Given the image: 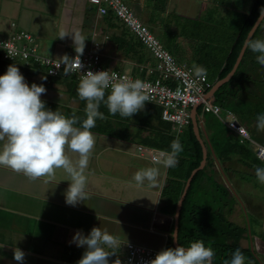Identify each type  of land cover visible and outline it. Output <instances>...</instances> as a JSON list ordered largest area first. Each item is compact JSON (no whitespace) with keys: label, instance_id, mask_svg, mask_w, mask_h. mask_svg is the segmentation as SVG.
Wrapping results in <instances>:
<instances>
[{"label":"crops","instance_id":"1","mask_svg":"<svg viewBox=\"0 0 264 264\" xmlns=\"http://www.w3.org/2000/svg\"><path fill=\"white\" fill-rule=\"evenodd\" d=\"M124 1L178 62L190 65L189 62L195 59L196 64L209 70L213 80H208L212 85L219 80L218 76L225 66L237 28L249 13L253 2L249 0L247 5L248 0H239V3H244L239 8H236L239 5L237 2V6L232 5L233 0L226 7L222 0L214 2L217 5L215 9L225 12L224 15L230 11L238 15L236 19L242 18L236 29L231 25L216 27L224 32L227 27L230 36L223 41L212 42L215 52H218V48L221 52L214 58L215 55L210 56V51H207L210 39L201 43L197 50L199 38L185 28V21L196 19L204 26L210 25L209 18L212 16L209 5L213 4L212 0ZM217 16L221 18L218 14ZM178 20L182 23L177 24ZM12 22L15 23V29L29 32L39 50L48 56L57 59L62 54L73 56L70 35L66 34L62 39L56 35L61 28L79 29L86 36L83 51L92 42L99 44L102 66L140 78H152L156 75L147 73V68L156 63L150 52L111 12L104 16L97 15L96 7L88 0H0V37L10 33ZM257 38L264 39L262 28ZM245 52L237 67L238 75L226 92L234 94L227 98L233 110L222 108L217 103V92L208 98L213 99L223 110L232 111L250 136L264 145V130L258 131L255 126L256 113L264 111V68L255 63V56L249 51ZM41 75L43 74L37 72L36 75L25 77V80L29 84L43 83L46 90L40 95L45 103L55 105L65 115L74 113L83 118L81 99L76 96V92L70 95L73 88L69 83H78L59 79L53 82L50 79L52 77L45 75V79L41 80ZM105 110V118H97L95 126L90 130L94 134V145L86 168V192L89 196L81 199L75 206L64 201L69 177L62 168L54 169L51 175L31 179L0 168V245H3L0 246V264H18L12 259V249L17 246L25 253L22 264H75L83 247L70 243V238L75 230L81 229L87 234L94 225L106 226L119 234L116 236L115 252L107 257L110 264L115 259H119L121 264H127L125 244L128 242L155 250L174 247L170 233L174 231L177 200L189 177L182 178L186 167L179 169L177 164L175 168L164 169L157 165L159 175L155 184L150 185L145 181L136 185L131 179L133 173L140 168L153 166L148 155L139 152L136 147L141 145L164 150L158 145L147 144L159 143L160 132L155 128L150 130L131 125L127 117L108 114L106 107ZM192 113L191 111L190 115ZM195 116L206 159L204 167L199 170L201 173L194 181L193 178L199 171L193 176L186 195L189 190L191 196L205 191L216 194L222 189L224 195L218 197L216 194L215 201H211L214 206L208 202L202 206L210 207L213 209L212 213L219 216L217 228L222 229L226 225L231 229L236 228L233 234L240 233L239 247L249 251L254 263L264 264V184L256 180L254 173V168L264 165V161L255 158L249 145L240 144L237 136L228 131L214 114L203 112L198 105ZM170 125L176 136V131ZM187 126L182 127L179 135H185ZM222 132L244 146L245 150L237 148L233 152L224 153L226 147L223 136L221 137ZM68 155L73 161L77 158L74 152L69 151ZM181 185L182 191L176 199ZM192 205L197 209L196 201ZM181 207L178 214L177 244ZM21 234L22 238H18Z\"/></svg>","mask_w":264,"mask_h":264},{"label":"clouds","instance_id":"2","mask_svg":"<svg viewBox=\"0 0 264 264\" xmlns=\"http://www.w3.org/2000/svg\"><path fill=\"white\" fill-rule=\"evenodd\" d=\"M262 22L264 9L260 10L259 20L251 30L258 25L264 30ZM66 34L71 37L75 57L62 54L55 65L59 67L62 62L63 72L69 74L80 67L79 55L83 51L86 36L79 29L61 28L56 37L62 39ZM244 47L256 57L255 63L264 68V39L245 40ZM191 70L197 77L206 71L198 64H193ZM40 79L45 77L41 75ZM45 90L43 83L29 84L16 63H9L5 71L0 73V168L30 179L51 175L54 169L62 168L69 177L64 201L75 206L89 196L86 192V168L94 145V134L90 130L97 118H105V113L99 110L100 105L107 108L108 114L131 118L133 113L143 109L149 97L145 92V84L139 78H117L116 73H110L108 69L85 70L76 87L78 98L85 101V115L80 118L74 113L65 115L56 108L46 107L40 95ZM255 126L258 131L264 130V111L256 113ZM179 132L178 126L169 148L153 157V166L140 168L133 173L131 179L136 185L145 181L150 185L155 184L159 175L157 165L164 169L177 166L178 154L182 151ZM69 151L77 154L75 161L69 157ZM254 173L256 180L264 184V165L256 166ZM117 235L101 225L92 226L87 234L81 229L75 230L69 242L83 247L75 264H110L107 257L115 252ZM170 235L173 240L177 239L175 231ZM18 238H22V234ZM24 258V250L13 247L12 259L22 264ZM246 259L237 247L222 264H245ZM111 264H121V261L115 259ZM144 264H215V253L203 243L189 241L186 245L162 247Z\"/></svg>","mask_w":264,"mask_h":264},{"label":"built area","instance_id":"3","mask_svg":"<svg viewBox=\"0 0 264 264\" xmlns=\"http://www.w3.org/2000/svg\"><path fill=\"white\" fill-rule=\"evenodd\" d=\"M88 2L96 7V13L99 16L111 12L150 52L156 63L153 67L147 68V73L156 74L154 77L140 78L130 73L102 66L97 42H92L90 47L79 55L80 67L65 74L63 63L61 62L59 67H56L55 64L59 59L42 53L32 35L27 31L15 29L13 22L10 24L12 28L10 33L0 37V61L35 69L47 77L59 80L71 79L77 83L83 72L89 69L92 71L108 69L110 73L115 72L117 78H139L145 84V92L149 97V100L144 103L159 106L161 120L172 124L174 131L178 126L181 131L182 127L189 124L191 109L199 105L203 112L214 114L228 131L234 133L240 144L249 145L256 159L264 161V145L256 142L250 136L245 126L240 123L232 111L223 110L213 99L206 98V94L212 86L206 75L197 77L192 73V66L178 62L124 0H88ZM50 69L52 70L49 72ZM136 148L139 152L146 153L151 161L161 151L141 145H137ZM158 250L128 242L125 244V262L127 264H144Z\"/></svg>","mask_w":264,"mask_h":264},{"label":"trees","instance_id":"4","mask_svg":"<svg viewBox=\"0 0 264 264\" xmlns=\"http://www.w3.org/2000/svg\"><path fill=\"white\" fill-rule=\"evenodd\" d=\"M264 6V0H253L251 9L247 15H245L242 23L238 26L236 37L234 38V43L232 48L226 58V63L222 71L220 72L218 79L223 78L226 74L231 70L235 59L239 53V50L243 44V41L254 24L255 20L260 14V10ZM263 23V22H262ZM260 26L256 29L255 33L251 37V39H256L257 34L260 31ZM248 52V49H246ZM245 52V54H246ZM9 63L0 61V73L4 72L6 66ZM21 73H23L24 77H29L32 75H36L37 71L35 69H27L18 66ZM238 75V69L232 76V78L222 86H220L217 90V103L223 108L228 107L232 109L231 105L229 104L227 98L232 97L234 94L226 93L227 88L232 85L236 76ZM53 82H56L58 79L50 78ZM72 84V91H70V95L76 92L77 84L75 82L69 83ZM107 94V91H106ZM77 96V94H76ZM78 97V96H77ZM83 104V111L85 106V101L80 100ZM46 107L55 109L56 106L53 104L45 103ZM99 110L102 112H106L105 106L103 104L100 105ZM233 110V109H232ZM161 109L159 106L149 103H144V107L141 110H138L136 113H133L131 118L127 117L129 124L138 126L140 128L146 129H156L160 132V141L158 142H149L147 143L150 146H159L160 148L167 150L169 148L170 141L175 137V134L171 130V125L168 122L161 120L160 117ZM85 115V113H84ZM225 132L221 133V137L225 141V149L223 152L229 153L235 151L237 148L240 150H245V147L240 145L238 142H234L230 137L225 135ZM216 139V138H215ZM180 140L182 144V151L178 154V167L179 169L186 167V173L182 177L183 179L187 178L190 174V171L197 167L202 159V151L201 146L194 134L192 124L189 122L187 126L186 135L180 134ZM235 149V150H234ZM171 175L173 174L172 171L169 172ZM201 173L199 171L196 176ZM179 187L178 194L176 199L180 196L182 191V187ZM190 190L188 191L182 207L180 211V232L178 237V242L181 245H186L189 241H196L198 243H203L206 248H210L215 253V264H222V262L226 259L231 257L232 251L239 247L238 240L240 233L233 234V231L236 228L231 229L229 225L224 226V228L220 229L217 228L216 225L219 223V219H213L214 213H212L213 209L207 206H199L198 209L193 207V205L189 202L190 197ZM202 209V210H201ZM209 220V222H208ZM218 231V232H217ZM231 239V242H229ZM240 248V247H239ZM244 256L247 258L245 264H259L254 263V258H252L249 254V251L241 249ZM251 261V263H250Z\"/></svg>","mask_w":264,"mask_h":264},{"label":"rangeland","instance_id":"5","mask_svg":"<svg viewBox=\"0 0 264 264\" xmlns=\"http://www.w3.org/2000/svg\"><path fill=\"white\" fill-rule=\"evenodd\" d=\"M213 1V4H210L209 5V7H211V9H210V14H211V16L212 17H210L209 18V26H208V24H205V26L204 25H202L199 21H198V19H196V21H185L186 22V25H185V28L190 32V33H193L194 34V37H198L199 39H198V42H197V46H196V49L198 50V48L197 47H199V46H201V43H204V42H206V39L208 38V39H210V42H208L209 43V45H210V47H209V49L207 50L208 52H209V55L210 56H212V55H215V57L214 58H217L218 57V55H219V53H221V52H219L220 51V48H218V52H215V49L212 47V42L214 41V40H216V41H223L224 39H228V37L230 36L229 35V32L227 31V27L225 28V32L223 31V30H220V29H217L216 27L218 26V25H231V27L233 28H235L236 29V25H238L239 24V22L241 21V19L242 18H240V19H236L237 18V16L238 15H236V13H233V12H230V11H228L227 12V14L226 15H224L225 14V12H223V11H220L219 9L218 10H216L215 9V6H217V5H215L216 3H214L215 1H217V0H212ZM231 1L232 0H222V2L223 3H225V7H226V5H230V3H231ZM239 0H233V2L234 3H232V5H235V6H237V4H236V2L237 3H239L238 2ZM245 1V0H244ZM249 3H250V1L248 0V1H246V4L247 5H249ZM224 5V4H223ZM240 6H244V3L243 2H240L239 3V5H238V7H236V8H239ZM213 8V9H212ZM217 14L219 15V16H221V18H218V16H217ZM198 18H200V16L198 17ZM177 19V18H176ZM180 23H182V21L181 20H178L177 21V24H180ZM212 25H216L214 28H212L211 26ZM208 26V27H207ZM207 28H209V29H207ZM219 28V27H218ZM231 28V29H232ZM222 29H223V27H222ZM184 31V30H183ZM187 31V32H188ZM186 32V33H187ZM190 37V36H189ZM191 41L193 40V41H197V40H194L193 38H189ZM200 48V47H199ZM199 50H201V49H199ZM204 50H206V49H204ZM218 53V54H217ZM198 57H200V55L198 56ZM196 61H195V59L193 60V62H189L190 63V65H193V64H196L195 63ZM205 73L207 74V76H208V79L210 80V81H212L213 80V78H212V74H211V72L209 71V70H207L206 69V71H205ZM63 81H66V80H71V79H66V78H63L62 79ZM219 127L221 128V126L219 125ZM183 128H185V126L183 127ZM185 135H186V133H185ZM184 135V136H185ZM133 141H135L134 139H133ZM216 194H218V197H221V195H224V191H222V189L219 191V193H216ZM215 193H211V192H209V191H205L204 193H202V192H200V194L199 195H191L190 197H189V200H190V203L191 204H193V202H195L196 201V203H197V209H198V207H199V205L200 206H202V205H204L205 204V202H208V204H211V205H213L214 203L213 202H211V201H215V199H216V195ZM210 205V206H211ZM214 206V205H213ZM202 210V209H201ZM216 218H219V216L217 215V214H215L214 215V217H213V219L215 220ZM218 232V231H217Z\"/></svg>","mask_w":264,"mask_h":264},{"label":"water","instance_id":"6","mask_svg":"<svg viewBox=\"0 0 264 264\" xmlns=\"http://www.w3.org/2000/svg\"><path fill=\"white\" fill-rule=\"evenodd\" d=\"M262 9H264V6H263ZM259 17H260V14H259V16L257 17V19L255 20L254 24L257 23V21L259 20ZM254 24H253V25H254ZM253 25H252V26H253ZM258 26H259V25H258ZM258 26H257L254 30H251V28H250V30H251V36L249 35V32H250V30H249L248 33H247V35H246V37H245V39H244V41H243V44H242V46H241V48H240V50H239V53H238V55H237V57H236V59H235V62H234V64H233L231 70L226 74L225 77H223V78L217 80V81L211 86V88H210L209 91L207 92V96H206V98H208V97L214 95V94L217 92L218 88H219L221 85H223L224 83H226V82H228V81L230 80V78L232 77V75H233L234 72L236 71V69H237V67H238V65H239V63H240V61H241V59H242V57H243V55H244V52H245V50H246V48L244 47V42H245V40L251 39V37H252L253 34L255 33L256 29L258 28ZM196 108H197V106H194V107L191 109V111H192L193 113L190 115V120H191V124H192V127H193L194 134H195V136H196L198 142H199L200 145L202 146V160L200 161L199 165L191 171L189 177H188L187 180H186L185 188L183 189V192H182V194H181V196H180V198H179V200H178L177 207H176V210H175V222H174V231H175L176 233H177V228H178V214H179L180 207H181V205H182L183 198H184L185 195H186L187 188H188V186H189V184H190V182H191L193 176L196 174V172H198L199 170H201V169L204 167L205 159H206V151H205V147L203 146V143H202V141H201V138L199 137V132H198L197 118H196V116H195V110H196ZM173 244H174V246L177 245V239H176V240H173Z\"/></svg>","mask_w":264,"mask_h":264}]
</instances>
